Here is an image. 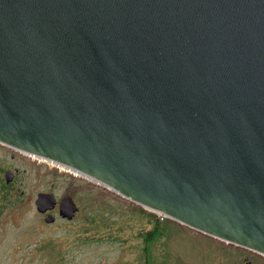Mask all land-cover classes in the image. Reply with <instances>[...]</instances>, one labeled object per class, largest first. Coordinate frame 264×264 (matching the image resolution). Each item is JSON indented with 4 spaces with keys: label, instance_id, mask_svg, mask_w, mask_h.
Segmentation results:
<instances>
[{
    "label": "water",
    "instance_id": "obj_1",
    "mask_svg": "<svg viewBox=\"0 0 264 264\" xmlns=\"http://www.w3.org/2000/svg\"><path fill=\"white\" fill-rule=\"evenodd\" d=\"M0 145L264 256V0H0Z\"/></svg>",
    "mask_w": 264,
    "mask_h": 264
},
{
    "label": "rangeland",
    "instance_id": "obj_2",
    "mask_svg": "<svg viewBox=\"0 0 264 264\" xmlns=\"http://www.w3.org/2000/svg\"><path fill=\"white\" fill-rule=\"evenodd\" d=\"M13 173L19 204L0 214V264H264V256L158 216L83 177L0 145V183ZM38 193L71 197V221L36 211ZM151 215L162 237L146 247ZM146 250H145V248ZM146 252H145V251Z\"/></svg>",
    "mask_w": 264,
    "mask_h": 264
},
{
    "label": "trees",
    "instance_id": "obj_3",
    "mask_svg": "<svg viewBox=\"0 0 264 264\" xmlns=\"http://www.w3.org/2000/svg\"><path fill=\"white\" fill-rule=\"evenodd\" d=\"M20 200L21 194H17L13 191V181L9 184H6L5 181L0 183V214L5 209L19 204ZM163 221L164 220H159L156 216L151 215L150 223L153 225V229L151 231L143 230L145 232L139 231V235L144 234V243L146 247L149 246V243H152L162 237L163 227L161 222ZM145 264H149L148 261L145 262Z\"/></svg>",
    "mask_w": 264,
    "mask_h": 264
},
{
    "label": "bare ground",
    "instance_id": "obj_4",
    "mask_svg": "<svg viewBox=\"0 0 264 264\" xmlns=\"http://www.w3.org/2000/svg\"><path fill=\"white\" fill-rule=\"evenodd\" d=\"M26 155H28V156H30V157H33V158H35V159H40V158H36V157H34V156H32V155H29V154H26ZM40 160H43V161H45V162H49V161H46V160H44V159H40ZM49 163H52V162H49ZM54 165L57 166V167H61V168H63L64 170H67V171L72 172V173H74V174L77 175V173H76L77 171H71L69 168L67 169V167H64V166H62V165H58V164H55V163H54Z\"/></svg>",
    "mask_w": 264,
    "mask_h": 264
},
{
    "label": "flooded vegetation",
    "instance_id": "obj_5",
    "mask_svg": "<svg viewBox=\"0 0 264 264\" xmlns=\"http://www.w3.org/2000/svg\"><path fill=\"white\" fill-rule=\"evenodd\" d=\"M75 202V201H74ZM75 204H76V206H77V212H76V214H75V217H76V215H77V213L79 212V206L77 205V203L75 202ZM55 211H57V214H58V209H57V207L53 210V211H51V212H49L48 214H51V215H54V212ZM47 215V214H46Z\"/></svg>",
    "mask_w": 264,
    "mask_h": 264
}]
</instances>
